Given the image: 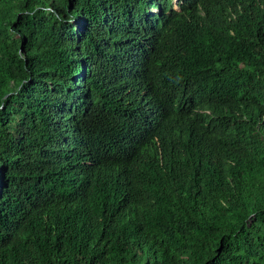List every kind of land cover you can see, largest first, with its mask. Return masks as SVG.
Listing matches in <instances>:
<instances>
[{"label": "trees", "instance_id": "1", "mask_svg": "<svg viewBox=\"0 0 264 264\" xmlns=\"http://www.w3.org/2000/svg\"><path fill=\"white\" fill-rule=\"evenodd\" d=\"M0 264H264V0H0Z\"/></svg>", "mask_w": 264, "mask_h": 264}, {"label": "rangeland", "instance_id": "2", "mask_svg": "<svg viewBox=\"0 0 264 264\" xmlns=\"http://www.w3.org/2000/svg\"><path fill=\"white\" fill-rule=\"evenodd\" d=\"M153 10L155 11L156 9L154 8Z\"/></svg>", "mask_w": 264, "mask_h": 264}, {"label": "clouds", "instance_id": "3", "mask_svg": "<svg viewBox=\"0 0 264 264\" xmlns=\"http://www.w3.org/2000/svg\"><path fill=\"white\" fill-rule=\"evenodd\" d=\"M175 1H177V0H175Z\"/></svg>", "mask_w": 264, "mask_h": 264}, {"label": "bare ground", "instance_id": "4", "mask_svg": "<svg viewBox=\"0 0 264 264\" xmlns=\"http://www.w3.org/2000/svg\"><path fill=\"white\" fill-rule=\"evenodd\" d=\"M161 98V97H160Z\"/></svg>", "mask_w": 264, "mask_h": 264}]
</instances>
